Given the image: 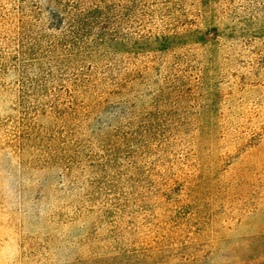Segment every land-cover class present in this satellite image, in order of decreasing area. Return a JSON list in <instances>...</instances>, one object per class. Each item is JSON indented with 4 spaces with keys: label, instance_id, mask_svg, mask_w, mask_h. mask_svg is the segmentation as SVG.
I'll use <instances>...</instances> for the list:
<instances>
[{
    "label": "rangeland",
    "instance_id": "rangeland-1",
    "mask_svg": "<svg viewBox=\"0 0 264 264\" xmlns=\"http://www.w3.org/2000/svg\"><path fill=\"white\" fill-rule=\"evenodd\" d=\"M0 264H264V0H0Z\"/></svg>",
    "mask_w": 264,
    "mask_h": 264
},
{
    "label": "trees",
    "instance_id": "trees-1",
    "mask_svg": "<svg viewBox=\"0 0 264 264\" xmlns=\"http://www.w3.org/2000/svg\"><path fill=\"white\" fill-rule=\"evenodd\" d=\"M90 13H91V12H89V13L87 14V17H89V14H90ZM87 17H86V18H87ZM86 18H83V19H86ZM77 21H78V20H77Z\"/></svg>",
    "mask_w": 264,
    "mask_h": 264
}]
</instances>
